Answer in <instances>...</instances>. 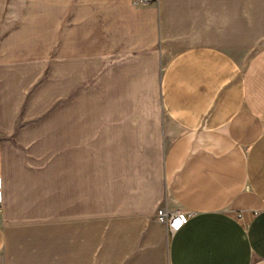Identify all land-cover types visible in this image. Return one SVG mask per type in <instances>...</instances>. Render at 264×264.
<instances>
[{"label":"crops","instance_id":"obj_1","mask_svg":"<svg viewBox=\"0 0 264 264\" xmlns=\"http://www.w3.org/2000/svg\"><path fill=\"white\" fill-rule=\"evenodd\" d=\"M61 2L47 48L63 65L41 83L0 20V264H264V46L240 62L264 35V0ZM154 89L180 131L160 175L118 177L108 196L95 182L94 201L73 203L62 157L48 217L9 224L7 147L123 145L137 121L151 128ZM162 202L189 217L177 233L158 222Z\"/></svg>","mask_w":264,"mask_h":264},{"label":"rangeland","instance_id":"obj_2","mask_svg":"<svg viewBox=\"0 0 264 264\" xmlns=\"http://www.w3.org/2000/svg\"><path fill=\"white\" fill-rule=\"evenodd\" d=\"M0 10L4 11L2 14L4 17L0 18L2 24L8 26V30L11 29V32L18 33L21 41L26 42L24 44L27 45V47L25 46L27 50L23 52L24 57L31 54L33 60L37 61V63L30 64L39 71L40 83L45 81L51 72L48 69H57L58 66L61 68L63 63L57 60L53 61L52 52H49L47 48L49 34H53L54 26L57 29V26L60 27L63 22L61 0H54L52 3L48 0H6L0 1ZM51 30L52 33H50ZM249 42L248 48L241 51L240 62L242 63H247L258 52L259 47L264 46V35L253 34L249 36ZM55 52H62V49H57ZM146 106L151 109L149 115L151 128H139L148 127L149 124L137 121L135 131L119 132L128 134L124 137L123 145L91 146L87 144L85 146L72 145L69 148L39 145L19 148L7 147L14 155H18L17 162L10 163L13 166L14 194L8 214V217L13 219L9 220V224L24 223L22 228L25 231V229L29 230L26 224H32L33 219L48 217L47 202L56 198L53 193L54 189L48 187L49 182L52 181L48 173L51 170L65 168L64 162L59 161L62 157H66L65 162L67 159L70 162V164L66 162V170H69L70 165L71 202L73 203L74 201L82 203L89 200L94 201L98 194L94 188L95 182L99 184L98 188L104 189V194L108 196L111 194L110 183L112 180H118V177L122 182L126 180L127 176H131L137 184L143 180L144 176L160 175L165 153L172 142L177 139L180 131L175 128L161 105V97L157 89L152 91ZM21 154L23 155L22 162L20 161ZM14 159H16L15 156ZM113 175L116 177L113 178ZM164 205L162 202L157 210L165 211ZM79 212L81 210L72 211L73 217ZM21 218L23 219L21 220ZM23 244L29 248L31 246L25 240ZM13 245L15 246V244Z\"/></svg>","mask_w":264,"mask_h":264},{"label":"built area","instance_id":"obj_3","mask_svg":"<svg viewBox=\"0 0 264 264\" xmlns=\"http://www.w3.org/2000/svg\"><path fill=\"white\" fill-rule=\"evenodd\" d=\"M141 4H145L148 0H139ZM3 186V178L0 176V204L4 199V195L2 192ZM1 206V205H0ZM157 219L161 225L165 226L167 231L171 233H177L179 230L182 229L183 225L188 221L189 217L184 212H174V211H164V210H157Z\"/></svg>","mask_w":264,"mask_h":264}]
</instances>
